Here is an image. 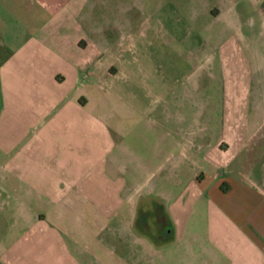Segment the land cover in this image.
Listing matches in <instances>:
<instances>
[{
  "label": "crops",
  "instance_id": "0c3cea01",
  "mask_svg": "<svg viewBox=\"0 0 264 264\" xmlns=\"http://www.w3.org/2000/svg\"><path fill=\"white\" fill-rule=\"evenodd\" d=\"M35 6L47 21H34ZM95 9L89 0H0V127L12 144L0 167L15 193L12 230L34 238L27 251L39 254L51 219L64 216L68 196L98 168L124 179L129 209L118 231L133 242L129 259L148 264L156 248L174 255V264H264V0H216L206 8L223 31L218 43H207L219 51V70L208 77L221 84L218 99L206 84V121L177 117L174 88L148 86L126 55L134 46L113 40L112 25L99 23ZM241 61L255 112L249 138L232 151L241 135L225 136L226 122L219 137L212 134L211 111L226 110L225 79L239 77ZM195 90L185 96L192 110ZM142 202L184 209L164 211L169 232L153 241L135 227Z\"/></svg>",
  "mask_w": 264,
  "mask_h": 264
},
{
  "label": "rangeland",
  "instance_id": "374dc122",
  "mask_svg": "<svg viewBox=\"0 0 264 264\" xmlns=\"http://www.w3.org/2000/svg\"><path fill=\"white\" fill-rule=\"evenodd\" d=\"M215 1L89 0L96 6L99 23L108 22L112 25L109 32L112 39L134 46L126 55L134 60V69H140L148 76V86L158 81L174 88L179 103L177 117L182 119L194 114L196 118L205 121L206 84L215 89L212 92L217 93L213 94L216 99L219 97L218 89L221 84L218 78L208 77L209 70L212 73L219 70V51L216 46H209L207 43L210 38L218 43L223 35L220 26L212 23L206 13V8L215 4ZM89 10L86 7L83 14L89 13ZM34 11L37 12L34 21H47L48 15L43 14L37 6ZM21 16L27 20V15ZM122 22L125 23L123 26ZM234 63L232 60L230 69L231 66H236ZM237 76L239 77L225 79L224 86L228 89L226 110L211 111L212 134L219 137V130L223 127L219 123L226 122L225 136L235 133L238 139L241 135L240 142L236 143L237 147L232 148V151L244 146L249 138L253 127H249L247 123L255 112L251 108L252 80L248 64L244 61L237 62ZM234 85L239 87L240 92H229ZM192 88L199 89L194 91L197 106L193 110L187 107L189 103L185 98L193 93ZM231 121H236L237 125L230 126ZM259 121V138L264 141V115L259 116ZM2 130L0 127V165L10 159L12 154V144L4 139L6 136ZM8 133L10 134L9 129ZM262 155L264 160V151ZM1 169L0 167V264H145L132 256L129 259L133 242L129 246L130 238L121 229L118 231L119 223L126 220L125 215L129 209L122 190V175H115L113 172L103 174L102 169L94 168L84 176L79 188L68 196L71 202L63 207L64 216L49 222L47 244L43 250L39 249V254L32 255L27 247L34 246L35 239L19 235L20 230V233L17 229L12 230V224L7 218L13 217L10 213L14 210L11 204L15 193L12 194L8 179L7 182L3 180L6 173H2ZM115 176H119L118 179H113ZM169 209L182 210L184 207L174 205L166 207L164 211L167 213ZM156 250L152 248V253L148 254V259H152L148 264H163L162 258L165 262L174 264V255Z\"/></svg>",
  "mask_w": 264,
  "mask_h": 264
},
{
  "label": "flooded vegetation",
  "instance_id": "af4514ba",
  "mask_svg": "<svg viewBox=\"0 0 264 264\" xmlns=\"http://www.w3.org/2000/svg\"><path fill=\"white\" fill-rule=\"evenodd\" d=\"M164 217V211L160 205L153 202H142L138 206L136 213L135 227L138 231L147 233L153 240L158 241L161 237H166L169 232L168 227L163 225L165 221ZM150 220L151 222H149ZM159 224L161 228L160 232L157 233L156 229Z\"/></svg>",
  "mask_w": 264,
  "mask_h": 264
}]
</instances>
